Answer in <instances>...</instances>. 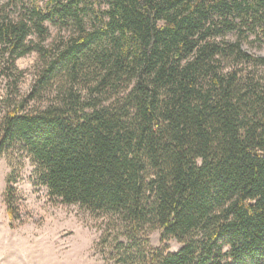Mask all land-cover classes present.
<instances>
[{"label": "trees", "instance_id": "trees-1", "mask_svg": "<svg viewBox=\"0 0 264 264\" xmlns=\"http://www.w3.org/2000/svg\"><path fill=\"white\" fill-rule=\"evenodd\" d=\"M30 1L0 4L10 85L38 55L32 91L0 99V155H25L50 199L107 217L116 264H264V86L235 67L264 66L241 40L264 31V0ZM49 22L73 32L47 44Z\"/></svg>", "mask_w": 264, "mask_h": 264}, {"label": "rangeland", "instance_id": "rangeland-1", "mask_svg": "<svg viewBox=\"0 0 264 264\" xmlns=\"http://www.w3.org/2000/svg\"><path fill=\"white\" fill-rule=\"evenodd\" d=\"M7 0H0V4ZM27 4L31 2L26 0ZM106 0L94 2V8L107 7ZM42 7L45 2L40 3ZM21 8L14 7L17 12ZM16 14V13H15ZM97 22L91 13L88 26ZM49 34L47 44H60L73 32L72 27L47 23ZM235 40L237 33L228 35ZM242 48L254 56H264V31L252 33L244 29ZM37 53L33 52L17 60V66L24 71L18 89L9 84L8 77L0 68V99L9 97L12 101L26 97L33 88ZM234 67L231 60L227 61ZM243 74L254 77L255 82L264 86V66L253 68L247 64L236 65ZM54 87H57L56 85ZM45 99L51 98L46 93ZM42 100L30 101L29 106H38ZM6 102L0 103V113L6 111ZM14 172L19 191L17 204L18 218L12 225L5 199L7 177ZM31 161L12 150L0 155V264H116L117 248L114 237L119 230L111 231L109 219L98 216L77 204H65L49 198L47 189L37 184L34 179ZM117 231V232H116ZM110 236L107 243L102 242L103 236ZM150 245H160V230L151 229L147 232ZM121 240H124L120 238ZM169 252H176L181 244L172 239L167 243Z\"/></svg>", "mask_w": 264, "mask_h": 264}]
</instances>
